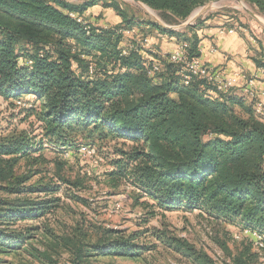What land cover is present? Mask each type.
I'll return each mask as SVG.
<instances>
[{"label":"trees","instance_id":"trees-1","mask_svg":"<svg viewBox=\"0 0 264 264\" xmlns=\"http://www.w3.org/2000/svg\"><path fill=\"white\" fill-rule=\"evenodd\" d=\"M138 1L159 13L166 25L176 26L216 0ZM243 1L264 15V0ZM98 5L122 23L104 28L87 22L85 13ZM200 25L185 29L193 32ZM144 26L178 35L153 20L129 16L118 0H0V97L28 103L26 110L37 115L49 142L64 148L63 153L81 148L83 141L88 146L94 139L121 141L123 147L104 173L112 188L130 184L160 211H200L264 239V116H257L245 97L216 93L202 79L185 86L182 67L167 57L147 60L148 48L139 45L146 38L137 41L144 32L135 30ZM132 30L136 35L128 42L125 32ZM176 37L189 44V59L200 58L196 35ZM155 62L162 70L149 77ZM258 66L264 69L263 62ZM25 135L0 138V179L8 181L0 188L16 197L53 199L0 201V254L18 250L39 230L20 233L11 226L37 221L60 207L54 197L58 186H27L47 161L43 147ZM20 161L34 169L12 180ZM156 215L150 213L149 219ZM106 235L96 243L69 240L74 264L99 257L135 259L154 248L136 242L141 233L125 237L107 230ZM158 236L193 264H216L186 241ZM236 263L247 264L241 258Z\"/></svg>","mask_w":264,"mask_h":264},{"label":"rangeland","instance_id":"rangeland-1","mask_svg":"<svg viewBox=\"0 0 264 264\" xmlns=\"http://www.w3.org/2000/svg\"><path fill=\"white\" fill-rule=\"evenodd\" d=\"M118 1L129 16L144 21L157 18L165 24L159 13L153 10L147 12L132 0ZM209 4L210 12L236 14L237 28L247 37L254 56L264 63V15L243 0L212 1L206 5ZM206 5L192 13L195 16L204 13L197 21H202L206 15ZM187 20L174 27L185 24ZM175 31L180 36L189 37L185 28ZM141 38L137 37V41ZM13 103L0 97V138L26 134L33 144L43 147L41 155L47 164L39 167L43 173L34 177L27 186L40 182L58 186L60 189L54 197L60 200V207L37 221H22L11 226L12 231L20 233H26L29 228L37 227L39 230L33 231V236L18 250L0 254V264H74L68 241L83 239L85 243H96L101 237L109 236L106 235L107 230L121 231L125 237L141 233L136 242L154 248L135 259L99 257L87 259L84 264H193L192 259H187L166 240L158 238L163 234L186 241L197 251L210 256L216 264H237L239 258L247 264H264V248L256 246L254 239L244 234L241 225L217 221L200 211L163 212L153 206L152 201L140 198L139 192L130 184L123 183L117 189L109 186L104 173L111 169V162L117 158L116 151L123 147L121 141L94 139L91 146L83 141L81 148L63 153L64 148L49 142L37 115L26 110L30 105L25 101L20 106ZM32 169L28 162L20 161L14 168L12 180ZM7 183L0 179V186L5 187ZM20 199L40 201L53 198L43 194L16 197L0 188V201ZM152 212L157 215L149 219ZM146 220L149 222L144 223Z\"/></svg>","mask_w":264,"mask_h":264},{"label":"crops","instance_id":"crops-1","mask_svg":"<svg viewBox=\"0 0 264 264\" xmlns=\"http://www.w3.org/2000/svg\"><path fill=\"white\" fill-rule=\"evenodd\" d=\"M222 1L225 0H220V2ZM68 2L75 3L72 0H68ZM205 12L206 15L202 17L201 25L195 31H189L188 33L189 37L196 35L199 40L201 61L208 68L222 72L226 78L237 79L240 75H244L255 79L254 87L264 102V96H262L264 94V73H262V68L258 66L261 61L254 56L247 37L237 28L236 14ZM203 14L198 13L196 15L194 25L197 24V18ZM84 18L87 22L104 28L122 23L121 18L112 10L103 8L102 5L89 9L85 13ZM231 29H234L235 33L230 34L228 31ZM135 30L138 31V34L140 31L144 32L139 34L138 38L143 35L149 41L150 46L148 47V52H146L147 54H145L147 60L162 59V61H165V56L173 53L177 48L178 40H176V36L161 34L149 26ZM135 35H127L126 40L129 42ZM124 45L128 44L125 42ZM236 81L237 86L233 93L237 97H244L242 95V87L245 82L240 77ZM245 100L247 99L245 98Z\"/></svg>","mask_w":264,"mask_h":264},{"label":"built area","instance_id":"built-area-1","mask_svg":"<svg viewBox=\"0 0 264 264\" xmlns=\"http://www.w3.org/2000/svg\"><path fill=\"white\" fill-rule=\"evenodd\" d=\"M76 17L75 15H72ZM230 34L235 33L234 29L228 31ZM125 35H135V30L125 32ZM139 45L144 48H148L149 41L144 39L139 41ZM188 48L189 44L185 42H181L177 44L176 50L165 56L168 58L170 63L175 65H180L181 72L180 75L183 79V84L185 86H189L193 80V78H199L206 81L209 85L214 87V91L216 93H233L237 86V79L240 77L244 80L245 85L242 87V95L253 105L255 114L257 116H264V102L260 98L259 93L256 91L254 87L255 79L246 77L244 75H240L236 78H226L222 72L218 70H213L204 65L200 58L189 59L188 57ZM123 54H127V50L123 51ZM31 64V63H30ZM162 65L155 62L152 65V69L148 71L149 77H155L158 73L161 72ZM94 72L93 67H90V74L92 75ZM262 73H264V69H262ZM264 96V94H262ZM23 101H18L16 104L18 106L22 105ZM66 156H69L66 155ZM244 234L249 235L252 239H254L256 246L260 248H264V239L261 234L254 230H244Z\"/></svg>","mask_w":264,"mask_h":264},{"label":"water","instance_id":"water-1","mask_svg":"<svg viewBox=\"0 0 264 264\" xmlns=\"http://www.w3.org/2000/svg\"><path fill=\"white\" fill-rule=\"evenodd\" d=\"M68 1V0H66ZM136 5H138L141 9L149 12L148 10H151L149 7L145 6L144 4H142L141 2H139L138 0H132ZM237 2H241L240 0H235ZM216 2H220V0H216ZM204 9V8H203ZM211 9L210 7V4L209 5H206V8L204 9L205 11H209ZM204 11V12H205ZM246 11H248L246 9ZM250 12V11H248ZM196 20V16L194 14L191 15V17H189V19L187 20V22L181 26H178V27H174V26H168V25H165L163 24L159 19L155 18L154 21L156 23H158L159 25H162L163 27L167 28V29H170V30H178V29H182V28H187L189 26H193L194 25V21Z\"/></svg>","mask_w":264,"mask_h":264}]
</instances>
